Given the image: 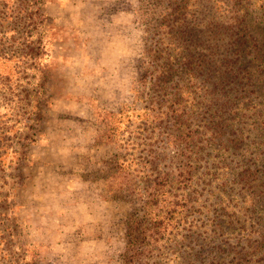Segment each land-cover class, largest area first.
<instances>
[{
	"label": "rangeland",
	"instance_id": "obj_1",
	"mask_svg": "<svg viewBox=\"0 0 264 264\" xmlns=\"http://www.w3.org/2000/svg\"><path fill=\"white\" fill-rule=\"evenodd\" d=\"M178 1L42 0L47 69L35 82L45 83L49 104L33 125L27 160H4L9 186L22 179L5 204L0 264H121L129 204L117 181L101 178L115 150L96 138L110 113L132 106L146 40ZM178 10L199 23L202 45L217 46L216 72L198 77L197 87L219 86L212 101L186 104V130L195 135L194 155L182 157L193 169L191 203L160 245L163 260L152 264H264V0H181ZM19 87L15 94L32 90ZM30 107H0V139L22 132Z\"/></svg>",
	"mask_w": 264,
	"mask_h": 264
},
{
	"label": "trees",
	"instance_id": "obj_2",
	"mask_svg": "<svg viewBox=\"0 0 264 264\" xmlns=\"http://www.w3.org/2000/svg\"><path fill=\"white\" fill-rule=\"evenodd\" d=\"M41 5L42 0H0V107L23 103L31 106L27 114H22L27 115L23 118L25 123L20 122L22 132L14 140L0 139V202L4 205V208L0 205L1 227L8 221L9 206L5 204L11 188L21 184L22 179L21 173L12 177L9 186L4 160L8 154L18 164L27 160V145L35 141L33 125L42 118V110L49 104V97L43 91L45 83L41 86L39 81L35 82L47 69L45 16ZM177 6L172 12L164 9L160 13V20L146 40L145 66L133 90L132 106L110 113L96 138L97 144L111 145L115 150L103 161L105 169L101 178L117 181L118 198L129 204L128 217L123 222L125 245L119 255L121 264H152L154 259L163 260L160 245L178 229L182 221L179 212L188 210L191 203L186 191L193 169L182 157L190 159L194 155L189 141H194L195 135L189 127L186 130L191 119V107L186 104L195 99L212 101L210 97L219 86L212 84L204 91L197 87L198 77L205 72H216L217 46L213 42L202 45L197 35H202L203 29L199 23L187 22L188 14L179 13L181 0ZM144 12L141 8L140 14ZM175 14L181 17L174 20L176 23ZM192 33H196L195 39ZM224 59V63L230 64ZM223 79L228 80V76ZM22 85L32 86V90L23 95L21 89L15 94V87ZM192 89L198 90L200 97L196 98ZM137 102L142 103L138 109ZM9 109L12 110L11 106ZM132 117L140 119L139 126L133 127ZM165 125H171L172 133L164 130ZM168 147L175 153L172 159L166 153ZM184 149L188 157L181 153ZM0 243H4L2 239Z\"/></svg>",
	"mask_w": 264,
	"mask_h": 264
}]
</instances>
